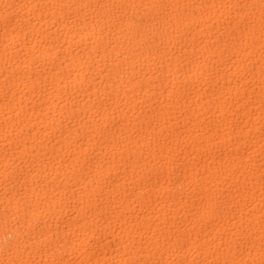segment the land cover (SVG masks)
I'll return each mask as SVG.
<instances>
[{
  "label": "bare ground",
  "instance_id": "6f19581e",
  "mask_svg": "<svg viewBox=\"0 0 264 264\" xmlns=\"http://www.w3.org/2000/svg\"><path fill=\"white\" fill-rule=\"evenodd\" d=\"M0 264H264V0H0Z\"/></svg>",
  "mask_w": 264,
  "mask_h": 264
}]
</instances>
